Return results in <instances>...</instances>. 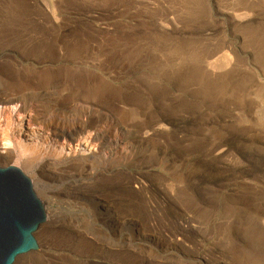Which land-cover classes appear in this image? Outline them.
Instances as JSON below:
<instances>
[{
    "label": "rangeland",
    "instance_id": "1",
    "mask_svg": "<svg viewBox=\"0 0 264 264\" xmlns=\"http://www.w3.org/2000/svg\"><path fill=\"white\" fill-rule=\"evenodd\" d=\"M3 95L117 144L82 177L0 160L62 219L14 264H264V0H0Z\"/></svg>",
    "mask_w": 264,
    "mask_h": 264
},
{
    "label": "bare ground",
    "instance_id": "2",
    "mask_svg": "<svg viewBox=\"0 0 264 264\" xmlns=\"http://www.w3.org/2000/svg\"><path fill=\"white\" fill-rule=\"evenodd\" d=\"M246 19L247 16H244L243 21ZM240 21L242 20L240 19ZM226 59L225 63L228 64L226 66L228 67L231 60L228 57ZM215 69L220 70L222 68L216 67ZM9 95L0 96V160L8 163L16 158V160L24 161V170L26 168L31 170L35 168L34 166H38L41 173L49 175L48 177L53 175L50 172L56 171L62 166H67V169L73 170L72 172L68 171L69 173L80 172L76 177H82L83 173H87V166L98 162L103 163L102 160H104L106 150L112 158L117 144L108 143L99 134L95 136L88 134L79 137L81 132L77 126L74 129H63L64 127L61 123L58 124L60 120L52 116L51 113L50 115L39 111L33 113L34 110L27 106L28 103L26 104L22 101L23 98ZM40 96L45 97L47 95L43 94ZM64 126L68 127L67 125ZM58 127H61V129H58ZM124 159L126 158L124 157ZM62 168L64 169V167ZM35 177H39V175L33 172L30 178L33 186L38 181ZM98 194L101 195L97 189H94L89 197V200L93 202V213L98 218L103 219L105 225L115 232L120 228H126L125 224H129L130 221L121 222L116 216L112 203L102 200ZM37 197L39 196L37 195ZM45 216L44 223L37 230L39 233H44L51 226L56 225L57 222H62L60 215L53 211H48L46 207ZM135 225L139 228L136 223ZM64 226L66 227V224L60 227ZM131 227L134 231V226ZM137 228L136 233H134L140 236L141 233ZM117 243L118 241L114 239L110 241L111 245Z\"/></svg>",
    "mask_w": 264,
    "mask_h": 264
},
{
    "label": "water",
    "instance_id": "3",
    "mask_svg": "<svg viewBox=\"0 0 264 264\" xmlns=\"http://www.w3.org/2000/svg\"><path fill=\"white\" fill-rule=\"evenodd\" d=\"M45 217L30 179L15 166L0 167V264L38 250L34 234Z\"/></svg>",
    "mask_w": 264,
    "mask_h": 264
}]
</instances>
